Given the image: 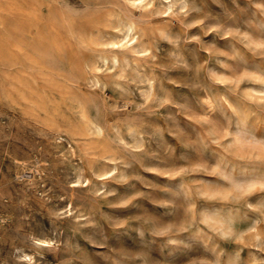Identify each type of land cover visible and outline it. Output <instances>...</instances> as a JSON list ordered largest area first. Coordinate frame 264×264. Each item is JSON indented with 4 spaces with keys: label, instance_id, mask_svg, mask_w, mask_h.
Listing matches in <instances>:
<instances>
[{
    "label": "rangeland",
    "instance_id": "1",
    "mask_svg": "<svg viewBox=\"0 0 264 264\" xmlns=\"http://www.w3.org/2000/svg\"><path fill=\"white\" fill-rule=\"evenodd\" d=\"M134 1L0 0V264H264V0Z\"/></svg>",
    "mask_w": 264,
    "mask_h": 264
},
{
    "label": "bare ground",
    "instance_id": "2",
    "mask_svg": "<svg viewBox=\"0 0 264 264\" xmlns=\"http://www.w3.org/2000/svg\"><path fill=\"white\" fill-rule=\"evenodd\" d=\"M136 1V0H135ZM134 1V2H135ZM140 1H142V0H139V3H140ZM146 0H144V2H145ZM179 1H183V0H179ZM137 2L138 1H136L135 3L137 4ZM165 2H167V1H165ZM149 3H152V2H149ZM163 3V2H162ZM174 3V0H168V4H166V5H169V6H171L172 4ZM181 3V2H180ZM184 3H186V1L184 2ZM134 4V3H133ZM177 4H179L178 2H177ZM147 5H149V4H147ZM138 6V5H137ZM173 6V5H172ZM182 6H184V5H182ZM139 7V6H138ZM172 10V9H171ZM137 26L138 25H136V23L135 22H133V21H129V22H127L126 23V25H125V33H124V36H123V39H124V41H125V43H129V44H131V45H133V43H136V42H138V40H139V38H140V36H141V32L138 30V28H137ZM141 39H143V38H141ZM150 48V47H149ZM117 50V49H116ZM113 61L114 62H116V61H118L117 60V58L116 57H113ZM96 77V76H95ZM95 79V78H94ZM96 80V79H95ZM97 82V81H96ZM93 123V122H92ZM101 126H98V125H94V128L97 130V132H99V133H101V128H100ZM92 128V127H91ZM103 131H104V129H103ZM99 156H100V154H98ZM102 156V155H101ZM105 157V156H104ZM109 157V156H108ZM103 159V158H102ZM101 160V159H100ZM97 161H99V158H98V160ZM99 162H102V161H99ZM115 167V166H114ZM113 168V167H112ZM111 168V169H112ZM106 170V169H105ZM87 181H88V179H87ZM42 240V239H41ZM24 256H28V258H30V255H28V253L27 254H24Z\"/></svg>",
    "mask_w": 264,
    "mask_h": 264
}]
</instances>
